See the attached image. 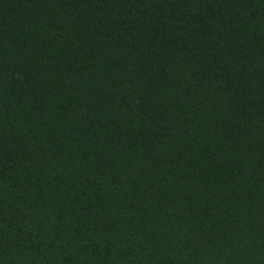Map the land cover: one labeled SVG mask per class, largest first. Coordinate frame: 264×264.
Returning a JSON list of instances; mask_svg holds the SVG:
<instances>
[{"label": "trees", "instance_id": "1", "mask_svg": "<svg viewBox=\"0 0 264 264\" xmlns=\"http://www.w3.org/2000/svg\"><path fill=\"white\" fill-rule=\"evenodd\" d=\"M0 264H264V0H0Z\"/></svg>", "mask_w": 264, "mask_h": 264}]
</instances>
